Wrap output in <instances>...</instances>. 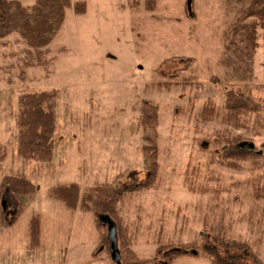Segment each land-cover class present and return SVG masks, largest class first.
I'll list each match as a JSON object with an SVG mask.
<instances>
[{
    "label": "rangeland",
    "instance_id": "374dc122",
    "mask_svg": "<svg viewBox=\"0 0 264 264\" xmlns=\"http://www.w3.org/2000/svg\"><path fill=\"white\" fill-rule=\"evenodd\" d=\"M70 1L85 2L86 12L67 10L46 68L26 66L18 36L0 40V184L13 176L36 187L22 198L16 220L11 197L0 195L6 220L0 221V264H264V199L254 196V186L264 189V30L246 79L224 64V35L246 4ZM228 91L250 97L260 110L230 117ZM41 92L58 94L50 163L18 153L20 98ZM145 106L159 115V173L151 189L142 188L150 176ZM235 142L252 144L260 156L224 161V149ZM71 184L79 185L81 197L97 186L133 190L117 207L124 233L114 223L119 262L108 224L98 229L92 213L70 210L52 195ZM36 217L41 246L31 250L29 225ZM221 228L227 246L217 241Z\"/></svg>",
    "mask_w": 264,
    "mask_h": 264
},
{
    "label": "trees",
    "instance_id": "16d2710c",
    "mask_svg": "<svg viewBox=\"0 0 264 264\" xmlns=\"http://www.w3.org/2000/svg\"><path fill=\"white\" fill-rule=\"evenodd\" d=\"M240 4H246L239 11V19L225 33L226 55L224 64L228 65L240 80L247 78V72H252L254 57L259 48V30H264V0H237ZM72 9L76 15L86 12V3L83 1L72 3L70 0H35L31 7L24 6L18 0H0V40H5L13 35L20 38L26 47L28 57L27 67L46 68L49 65L47 57L49 47L58 35L66 19V12ZM181 79L188 81L185 75ZM55 92L29 93L20 98L19 114L16 122L18 129V153L28 161L50 163L53 160L55 147V131L57 123ZM226 110L230 117H238L246 113H256L260 105L250 97H243L233 91L226 94ZM213 116L214 109L204 110ZM142 125L145 134L144 141L147 145L143 148L147 156L150 176L143 185V189H151L158 178L159 166L157 162V145L155 128L158 126V109L145 106L141 110ZM243 142H235L223 151L224 161H246L260 154L254 146H243ZM229 167L235 166L228 163ZM133 190L111 185L97 186L89 193L81 197L79 185L71 184L56 188L52 195L62 201L70 210L78 207L92 213L100 229L101 217H109L119 225L121 231V219L117 213V207L122 203L128 193ZM36 193L33 183L24 177H4L0 184L1 198L8 194L15 206V220L23 213L24 204L22 198L31 197ZM254 196L264 199V189L254 186ZM4 216V214H3ZM5 224L4 217H0ZM118 227V226H117ZM223 228L219 229L216 238L222 246H227ZM29 247L38 250L41 246V222L39 218H32L29 225ZM233 246L241 251L249 253L247 245L233 242ZM124 245V242H123ZM128 257L130 255L128 254ZM215 264H226L216 259Z\"/></svg>",
    "mask_w": 264,
    "mask_h": 264
},
{
    "label": "water",
    "instance_id": "95a60500",
    "mask_svg": "<svg viewBox=\"0 0 264 264\" xmlns=\"http://www.w3.org/2000/svg\"><path fill=\"white\" fill-rule=\"evenodd\" d=\"M245 144H243L244 146ZM251 148H253V145H250ZM101 224L107 225L109 226V235L112 241V251H113V255H114V259L116 261L119 262L120 260V254L118 252V248H117V237H116V225L114 224V222L109 218V217H101Z\"/></svg>",
    "mask_w": 264,
    "mask_h": 264
},
{
    "label": "crops",
    "instance_id": "0c3cea01",
    "mask_svg": "<svg viewBox=\"0 0 264 264\" xmlns=\"http://www.w3.org/2000/svg\"><path fill=\"white\" fill-rule=\"evenodd\" d=\"M34 4H35V3H34ZM34 4H33V5H34Z\"/></svg>",
    "mask_w": 264,
    "mask_h": 264
}]
</instances>
